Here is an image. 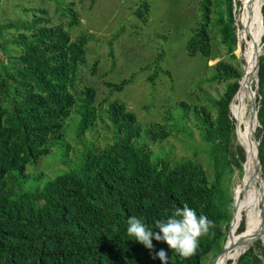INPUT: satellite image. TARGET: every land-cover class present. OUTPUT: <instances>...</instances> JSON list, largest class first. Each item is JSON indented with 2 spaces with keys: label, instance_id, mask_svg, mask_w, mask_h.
I'll return each mask as SVG.
<instances>
[{
  "label": "trees",
  "instance_id": "1",
  "mask_svg": "<svg viewBox=\"0 0 264 264\" xmlns=\"http://www.w3.org/2000/svg\"><path fill=\"white\" fill-rule=\"evenodd\" d=\"M61 2L67 25L51 23L43 7L32 8L30 19L0 22V264H161L156 255L161 250L168 264H203L209 256L211 263L223 248L231 217L233 240L248 223L242 185L238 183L241 198L234 202L228 183L234 170L243 177L245 151L235 134L241 112L233 108L235 120L230 103L244 61L233 64L222 58L208 65L219 53L218 43L231 59L237 58L234 51L241 25L236 24V15L242 0H201L203 20L192 29L186 48L191 55L199 53L204 66L213 69L207 82H224L225 88L218 97L203 93L207 104L176 101L178 114L163 116L169 127L160 122L143 127L124 102L98 98L97 88L81 74L92 36L87 32L71 36L69 29L79 17L71 3ZM148 11L145 0L135 14L146 22ZM261 13L264 22V5ZM96 64L90 65L91 74L97 73ZM257 75L256 138L264 177V52ZM127 81L104 84L110 91H119ZM98 109L111 122L113 140L111 136V142L100 146L94 133L70 153L65 120L74 112L84 134L96 126ZM189 114L201 139L189 145L195 150L193 157L176 158L171 150L153 152L151 143L170 132L192 140ZM58 143L68 152V159L61 162L65 168L51 170L53 175L34 173L32 179H43V184L22 190V182L30 176L27 165L37 164ZM198 151L205 154L201 160ZM185 203L212 222L191 257H180L162 240L153 239L149 249L128 235L130 216L158 233L155 222L166 221ZM233 264H264V242L257 241Z\"/></svg>",
  "mask_w": 264,
  "mask_h": 264
},
{
  "label": "rangeland",
  "instance_id": "2",
  "mask_svg": "<svg viewBox=\"0 0 264 264\" xmlns=\"http://www.w3.org/2000/svg\"><path fill=\"white\" fill-rule=\"evenodd\" d=\"M143 1L145 0H63L64 4L67 2L72 4L71 7L79 17L78 24L69 29L71 36L76 37L82 32L92 36L88 38L87 63L82 66L81 74L97 88L98 98H104L107 103L112 99L124 102L143 127L152 122L167 125L170 121L163 116L166 113L169 115L173 113L174 116L178 114L179 109L174 108L176 101L186 100L191 105L207 104L203 93L209 97H218L223 92L225 83L207 82L206 79L213 69L204 66V58L199 53L191 55L186 48L192 29L203 20L201 0H146L149 4L146 22L135 14V9ZM60 3L62 4L61 0H1L0 22L30 19L32 8L43 7L47 9L51 23L67 25L68 15L62 12ZM263 5L264 1L260 8ZM241 12L242 7L240 13L236 15V24L241 25L237 28L238 42L234 51L237 58L231 59L224 46L218 43L216 49L219 53L215 59L208 61V65H214L222 58L233 64L243 59L248 37L242 36ZM263 34L264 27L262 36ZM262 36L261 51L264 49ZM0 56H3V53H0ZM95 61L97 73L91 74L90 65ZM165 70H168L169 74L164 72ZM123 79L128 81L119 91H110L104 84V81L120 82ZM254 83L255 78L252 80V86ZM247 103L246 101L248 109ZM96 106L98 108L99 105ZM98 112L96 126L84 134L79 132V117L75 116L74 112L65 120L64 128L67 131L65 142L71 147L70 153L81 147L80 144L84 146L94 133L96 143L100 146L113 140L109 118L106 114L100 113L99 109ZM194 123L192 114H189L188 125L192 128L190 142L187 138L183 139L181 133L170 132L165 139L153 141L149 147L153 152L171 150V155L176 158L193 157L195 150L189 145L193 142L201 143L199 129L193 126ZM252 137L257 140L256 128ZM204 156V152L198 151L197 159L201 160ZM65 159H68V152L65 154L61 143L55 144L51 152L37 164L27 165L26 170L30 176L22 182V190L41 186L43 179L35 180L31 176L39 171L53 175V169L65 168L61 164ZM228 176L231 178L228 180L229 193L233 195L234 202H237L241 198L238 183L242 185V178L239 177L237 170ZM243 188L244 186L241 190ZM210 257L203 264H210Z\"/></svg>",
  "mask_w": 264,
  "mask_h": 264
},
{
  "label": "bare ground",
  "instance_id": "3",
  "mask_svg": "<svg viewBox=\"0 0 264 264\" xmlns=\"http://www.w3.org/2000/svg\"><path fill=\"white\" fill-rule=\"evenodd\" d=\"M262 1L264 0L242 1V12L240 14V21L243 25L242 36L248 38H246L247 45L242 55L243 61H245V63L243 62L244 76L242 77V80H240L241 86L238 93L234 97L231 107L232 110L235 107L237 113L241 112V120L237 121L239 123L237 141L238 143L244 145L248 154L242 177V186H244L242 190V206L248 223L244 232L238 238L235 240L232 238V242L236 243L235 246L224 259L220 261L218 260L217 264H221V262L226 259L235 260L236 257L239 256V253L243 250V247H246V243H249V245L253 244L251 239L260 228V209L262 203L264 202V177L262 175L261 163L255 152L254 145L251 143V128L253 126V121L255 123V119L253 118V114L250 115L249 109H247L246 101L248 102V98L251 96L249 87L251 86L255 75V56L256 53H260L259 47L263 27L260 25L258 10ZM239 29H241V27H239ZM232 115L234 118L236 117L234 110Z\"/></svg>",
  "mask_w": 264,
  "mask_h": 264
},
{
  "label": "clouds",
  "instance_id": "4",
  "mask_svg": "<svg viewBox=\"0 0 264 264\" xmlns=\"http://www.w3.org/2000/svg\"><path fill=\"white\" fill-rule=\"evenodd\" d=\"M127 224L128 235L135 237V240L146 248L153 247V239L162 240L180 257L187 259L195 254L199 238L208 233L212 222L203 214L198 216L196 211L185 203L182 208H176L166 221L155 222L154 226L159 229L158 233H153L151 228L136 216H130ZM156 255L161 264H168L167 255L163 250Z\"/></svg>",
  "mask_w": 264,
  "mask_h": 264
},
{
  "label": "water",
  "instance_id": "5",
  "mask_svg": "<svg viewBox=\"0 0 264 264\" xmlns=\"http://www.w3.org/2000/svg\"><path fill=\"white\" fill-rule=\"evenodd\" d=\"M258 11H259V16H260V25L262 27H264V22H263V16H262V13H261V8H259ZM263 52H264V49L262 51L260 50V53H258V54L256 53V56H255V60H256V63H255V75H254L255 83H254V86H252V84H251V86L249 87L250 95L251 96L248 98V105H249L248 109H249L250 115L253 114V118L255 119V123L253 121V126L251 128L252 135L254 134L255 128L258 125L257 107H256V101H255V99H256V93H257V90H258V75H257V72H258V68H259V56L261 54H263ZM244 63H245V61H244ZM243 76H244V66H243V74H242V77ZM241 80H242V78H241ZM240 86H241V81L239 82V87H238L237 91L235 92V94H234V96H233V98L231 100V103H230V112H231V104L234 101V97L238 93V91L240 89ZM238 131H239V123L236 120V126H235L236 139H237V136H238ZM249 139H250V136H249ZM251 139H252L251 140V143L254 145L255 152H256V154L258 156V159L260 161V158H259V150H258V144L259 143L255 139V137H252ZM241 145H242V147L244 148V151H245V161L243 163V173H244L245 163L247 162L248 154H247V150L244 147V145L243 144H241ZM231 219H232V217H231ZM231 219H230V223H229L227 238H226V240H225V242L223 244V248H222V250L218 254H216L213 257V259H212V261H211L210 264H217L218 260L220 261V260L224 259L228 255V253L232 250V248L235 246V244H236V243L232 242V238H231V235H230ZM259 223H260V228L258 229L257 233H255V235L251 239V242H253V244L252 245H249V243H246V247L245 248L243 247V250L239 253V255L242 254V253H244L249 248H251V246L255 245V243L257 241L261 240L262 242H264V202L262 203V206H261V209H260V222ZM233 263H234V259L231 260V261H228L227 264H233Z\"/></svg>",
  "mask_w": 264,
  "mask_h": 264
}]
</instances>
